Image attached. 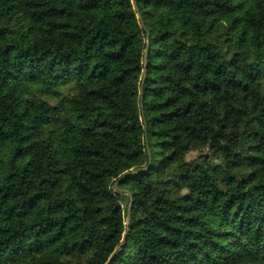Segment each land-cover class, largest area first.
I'll use <instances>...</instances> for the list:
<instances>
[{"label":"trees","instance_id":"obj_1","mask_svg":"<svg viewBox=\"0 0 264 264\" xmlns=\"http://www.w3.org/2000/svg\"><path fill=\"white\" fill-rule=\"evenodd\" d=\"M135 2L0 0V264H264V0Z\"/></svg>","mask_w":264,"mask_h":264},{"label":"water","instance_id":"obj_2","mask_svg":"<svg viewBox=\"0 0 264 264\" xmlns=\"http://www.w3.org/2000/svg\"><path fill=\"white\" fill-rule=\"evenodd\" d=\"M131 2H132V4H133L134 10H135V12H136V14H137V17H138V19H139V21H140L141 26L144 27V24H143V21H142V19H141V16H140V13H139V11H138V7H137V5H136L135 0H131ZM148 40H149V33L146 32V36H145V48H144V68H143L142 78H141V82H140V105H142V86H143V83H144V78H145V73H146V72H145V71H146V53H147V50H148ZM148 166H149V163H148V165H147L146 167L138 168V169H136V170H133V171H130V172H128V173L123 174L119 179H117V180L114 182V184H113L112 187H113L114 189H116V190L123 191L122 189H119V188H118V183H119V181H120L121 179H123L125 176L129 175V174H133V173H137V172L142 171V170H146V169L148 168ZM131 201H132V199H131V196H130V203H131ZM130 203H129V204H130ZM129 209H130V205H129V207H128L127 220H128V218H129ZM126 228H127V227H126Z\"/></svg>","mask_w":264,"mask_h":264},{"label":"rangeland","instance_id":"obj_3","mask_svg":"<svg viewBox=\"0 0 264 264\" xmlns=\"http://www.w3.org/2000/svg\"><path fill=\"white\" fill-rule=\"evenodd\" d=\"M137 15V14H136ZM138 18V17H137ZM139 20V19H138ZM66 92V91H64ZM205 154H209V150L207 149V147H201V148H196V149H193L191 151H189L186 156H185V159L186 160H192V159H199L201 156L205 155ZM113 188V187H112ZM114 189V188H113ZM116 190V189H114ZM187 192V188L183 189L181 191L182 194L186 193ZM123 204H125V202H123ZM127 214H128V211H127ZM127 214H126V218H125V222L124 224L126 225L127 227V224H128V221H129V218L127 220ZM212 218L214 220H217V216H212Z\"/></svg>","mask_w":264,"mask_h":264}]
</instances>
